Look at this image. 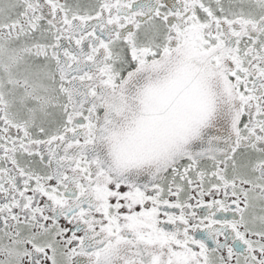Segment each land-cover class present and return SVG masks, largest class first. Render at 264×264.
<instances>
[{
  "label": "snow or ice",
  "instance_id": "1",
  "mask_svg": "<svg viewBox=\"0 0 264 264\" xmlns=\"http://www.w3.org/2000/svg\"><path fill=\"white\" fill-rule=\"evenodd\" d=\"M0 264H264V0H0Z\"/></svg>",
  "mask_w": 264,
  "mask_h": 264
}]
</instances>
